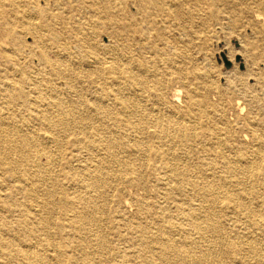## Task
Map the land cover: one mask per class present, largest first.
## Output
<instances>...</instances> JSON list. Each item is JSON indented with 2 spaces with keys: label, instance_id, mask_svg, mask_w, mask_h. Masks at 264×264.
Returning <instances> with one entry per match:
<instances>
[{
  "label": "bare ground",
  "instance_id": "bare-ground-1",
  "mask_svg": "<svg viewBox=\"0 0 264 264\" xmlns=\"http://www.w3.org/2000/svg\"><path fill=\"white\" fill-rule=\"evenodd\" d=\"M44 1L47 4L49 0ZM98 1L91 0L88 6L94 11L102 8L101 11L115 21L119 30L108 36L107 43L99 44L91 41L93 26L101 21L99 16L86 20V23L90 22L88 28L80 22L75 24L81 55L79 65L85 76L77 90L67 52L59 56L53 44L44 43L45 39L52 43L58 39L52 25L47 33L40 26L33 25L37 16L33 12L35 0L27 1L32 12L16 10L12 0H0V169L14 182L8 187V194L2 193L3 190L0 192V256L4 258L3 264H12L18 258L24 264H34L35 260L39 264H127L125 261L132 257L138 258L140 264H150L144 254L147 250H141V242L138 243L139 250H132V253L124 249L121 255L115 249L116 230L115 235L110 236V230L104 227L108 236L103 233L97 224L101 218L96 216L92 205L108 186L111 173L106 169L113 164L126 165L125 176L118 169L117 182L125 180L133 170L132 175L140 179L142 187H146L139 171L144 164L138 166L136 163L137 158L142 160L145 156L160 161L159 167L164 169L167 179L164 189H176V194L185 191L192 198L191 209L173 196L178 202H174L177 211H211L210 204L221 196L225 207L234 199L238 201V211L251 222L226 245L225 253L237 251L241 243L246 245L242 248L243 253L249 251L248 243L250 248L258 247L257 241L261 243L264 236V200L255 185L258 182L264 185V169L259 168V164L264 162V102L257 103L252 114L239 112L242 116L237 114L233 121L225 120L220 109L215 119L209 113L210 107L218 109L217 103L222 99L214 83L209 82L201 91L191 86L188 91L196 93L187 94L184 98L180 97L181 90L176 87L169 99H166L161 86L169 76H174L181 87L187 85L178 68L179 47L170 44L171 27L176 28L184 19H199L206 23V20L215 18L217 12H221L223 21L235 14L247 15L264 23V12L255 9L262 7L264 0H223L224 11L212 8L217 0H208L206 6H203V0H124L123 10L126 12L113 14L115 19L109 8L105 4L100 6ZM237 3L239 9L234 7ZM184 4L191 7L185 16L182 13ZM127 6L133 10H126ZM201 7L205 8L204 13L200 12ZM16 12L23 15L22 20L33 37L34 48L30 46L27 50L36 56L38 66L53 71V78L58 79V83H52L49 76L33 80L24 73L22 66L13 61L12 57L21 53L18 39L20 33L23 34V27L18 29L12 22V15ZM127 21L129 26L125 27L124 22ZM168 46L175 49L169 55L160 56ZM135 50L151 57L134 58L131 60L134 64L128 58L123 59L125 54H134ZM103 64H106L105 70L102 69ZM102 70L113 77H102ZM7 71L13 73L11 81ZM45 84L53 86L47 90L42 88ZM241 87L240 93L250 96L247 95L250 94L249 86L243 83ZM204 115L208 116L203 120ZM108 118L113 120L112 125L105 123ZM238 119L243 121L241 133L232 128ZM197 120H201L202 125L199 126ZM71 124L78 127L74 136L80 134L72 149L76 166L64 160V137ZM226 129L235 143L229 145L225 152ZM195 133L200 136L197 140L194 139ZM145 135H149L150 140H146ZM192 142L213 145L211 148L202 145L200 151L197 150L198 155L205 156L198 157L196 166L182 162L178 157L177 161L168 157L176 155L172 151L174 146L184 153H191ZM53 145L58 153L54 169ZM214 148L221 154L220 162L226 167V174L216 175L211 171L213 157L207 154ZM82 151L87 152V156L81 157ZM23 160H29L30 166L21 170ZM154 171L151 170L149 177L159 182L158 172ZM217 185L219 188L215 190ZM159 189L158 186L157 191ZM16 195L30 198L32 205H23L21 211H14L16 203L9 199ZM248 195L256 201L254 204L247 201ZM6 197L9 199L2 200ZM131 202L138 211H160L159 206L146 207L142 197L134 196ZM212 224H205L202 230L214 228ZM108 225L112 229L115 227L111 220ZM139 227L141 229L135 232L141 233L142 241L148 236L153 238V255L158 262L172 258L179 263L202 264L208 258L207 253H202V257H182V246L168 237L159 236L165 232L162 225L147 223ZM193 227L198 229L200 225L193 224ZM151 228H155V232ZM105 237L110 238L107 240ZM77 238L82 242L77 243ZM93 240L97 241L94 246ZM209 241L206 237L205 242ZM258 258L260 264L264 255ZM240 262L248 264L242 258Z\"/></svg>",
  "mask_w": 264,
  "mask_h": 264
},
{
  "label": "rangeland",
  "instance_id": "rangeland-1",
  "mask_svg": "<svg viewBox=\"0 0 264 264\" xmlns=\"http://www.w3.org/2000/svg\"><path fill=\"white\" fill-rule=\"evenodd\" d=\"M12 1L16 10H30L32 12V8H29L27 4L28 0ZM90 1L91 0H49L47 4H45L44 0H35V5L33 7V12H36L37 15L34 17L33 25L36 27L40 26L44 33H47L48 27L52 25L53 31L58 35V39L54 41V43H52L51 40L46 39L44 43L48 41L51 46L54 45L53 48L57 51L59 56H62V53L64 54L65 51L67 52L66 55L69 57L67 60L70 64L69 68L71 69L72 76H74L75 87L77 90L80 89V84H82V80L85 76L83 75V72H81V66L79 65L81 55L79 54L77 47V43L79 41L76 39V30L74 28L75 24L80 22L84 25V27L88 28L90 22L86 23V20L90 21L91 19H95L96 16H99L101 21H98V23L93 26L94 29L92 30L91 36V41L99 44L107 43L108 36L112 35L117 29L119 30L115 21L110 20L105 11H101L102 8L98 9V11L91 9L88 6L91 4ZM123 1L124 0H99L98 2L100 6L105 4L104 6L107 9L109 8V13L115 19L114 15L120 13L121 11H125L123 10ZM222 1L223 0H217L212 8L215 7L216 11H224L225 8ZM207 4L208 0H203V6H206ZM202 7L200 12L204 13L205 8ZM234 7L239 9V4L237 3ZM125 9L128 11L133 10L130 9L129 6ZM255 9L257 12L263 13L264 1L262 7H257ZM189 10H191L190 5L184 4L182 6L183 16H185V13ZM221 16V12H217L216 17L212 18L211 21L206 20V23H202L199 19L189 21L183 18L184 20H182L179 26L176 28H170L169 32L170 37L172 38L170 44L175 45V47H179V56L177 57L179 58L178 68L179 72L184 75L183 80L187 85L183 88L174 76H169L168 80H165L164 86H161V90L165 92L164 95L166 96V99H169L172 97L174 88L179 87L181 90L180 97L184 98L187 94L190 95L196 93L194 91H188L191 86H195L197 87V90L201 91L206 89L209 82L214 83L217 86L216 91H219V94H221L222 100L217 103L218 106L216 107H218V109L210 107L209 113L216 119V114H219L218 112H220L221 109L225 114V120L233 121L239 112H244L243 115L252 114L253 108L257 107V103L260 104V102H264V23L257 20L254 21L247 15L235 14H232L231 17L227 21L224 20V22L221 19ZM22 19L23 15H21V13H13L12 22L18 29L23 27V34L20 33L21 37L18 39V44L22 46V50L21 53L12 57L13 61L17 66H22L25 70L24 73L29 75L33 80L49 76L52 83H58L59 80L53 78V71L38 66L35 61L36 56L33 55V52L31 54V51L27 50V47L29 48L30 46L31 48H34V43L32 34L28 33L26 23ZM259 22L260 24H258ZM124 24L126 25L125 27L129 26L128 21L124 22ZM174 49H171V47L168 46L164 53L160 56L164 57L169 55ZM145 55L147 58L151 57L150 54H144L142 51L135 50L134 54H125L123 59L128 58L130 61L134 58L145 59ZM139 63L140 62H138V64ZM131 64L134 63L131 61ZM105 68L106 64H103L102 69L105 70ZM102 71H100V75L102 77L105 75L113 77L110 73H106L105 71H103V73ZM7 75L11 81L10 78L13 76V73L7 71ZM243 83L249 86L248 91L250 94L247 95L250 96H245L240 93V90L243 87H241V85H243ZM51 85L52 84H45L42 88L49 90ZM92 89L93 88L91 87L90 90L92 91ZM148 91L150 93L152 92L151 89ZM210 101L214 102L212 99H210ZM236 101H238V103H236ZM205 104L209 105L208 102ZM207 116L208 115H204L203 120L206 119ZM239 116L241 117L242 115L239 114ZM105 121L108 125L113 124L112 119L108 118V120ZM197 122L199 126L202 125L201 120H197ZM242 123L243 121L238 119L237 124L232 125L234 131L241 133ZM77 133L78 127L71 124V129L64 137L63 147V151L65 152L64 160L67 159V161L71 162L74 166H76V161L73 156V152L75 151L72 152V149L74 147L73 144L77 143L80 137V134H78L77 137L74 136V134ZM145 137L146 140H150L149 135H145ZM199 138L200 136L195 133L194 139L197 140ZM184 141L185 140L182 142ZM185 143L187 142L185 141ZM234 143L235 141H233V138L227 133L226 129L225 152L229 145ZM202 145L209 148L213 146L206 143H202ZM202 145L192 142V150H190L191 153L188 154L182 152L174 146L172 151L176 155H168V157L174 158L173 161L179 160L177 159L178 157L181 158L182 162L186 161L188 164L195 165L198 162L197 160L200 155L205 156L203 154L198 155L197 152V150L200 151V147H202ZM51 150L54 157L52 162L54 169V166L57 165L56 157L58 153L55 145L51 147ZM209 151L210 153L207 155L213 157L211 158V171L213 174L221 175L223 172L226 174L227 169L226 167L224 168L220 162L221 154L217 153V148H214L213 151ZM80 155L81 157L87 156V152L82 151ZM145 158L143 157L142 160L137 158L136 163L137 165L140 163L144 164V166L141 165L142 168H139V171L143 173V175L142 173L140 174V178L145 181L146 187H142L140 179L132 175L133 170L128 173L125 180L117 182V180H115V176L118 169L122 170L120 174H124L123 176H125L127 173V170L125 169L126 165L124 163L118 166L117 164H113L106 169V172L111 173L108 186L104 189L103 194L99 195L92 202L93 209H95L94 213L96 216L101 218V221L97 223L98 226L102 227L101 230L107 236L108 234L106 233L104 227L110 230V236L115 234L117 235L113 246L120 252L121 255L124 249L129 252L132 250H139L138 243L141 242V250H147L144 251V254L151 261L150 264H184L177 261L175 262L172 258L166 261L160 260L159 262L154 259L153 238L148 236L147 239L142 241L141 233L135 232V230L141 229L139 225L142 227L149 223L150 225L159 224L164 227L165 232L163 234L159 233V236H161V238L168 237L173 240V242L175 241L179 246H182V257L188 258L186 257L187 255H190L191 257H202V253H207L208 258H206L207 260H204L202 264H207V262L208 264H241V258L247 261L248 264H259L258 257L264 255V236L262 237L263 240L261 243L257 241L256 245H258V247L253 248L251 246L250 248V244L248 243L247 246L249 247V251L247 253H243L242 248L246 246L243 243L239 244V247L236 248L238 249L237 251L235 250L234 252L225 253V247H227L226 245H229L231 240L238 236V233L243 230L245 225L247 226L251 222L247 221L246 218H243L240 214L241 212L238 211V201L236 199L231 201L227 207H225V200H223L222 203L223 197H217L214 200L215 202L210 204L211 211H177V207H175L174 204L176 201L173 199V196L178 197L177 199L179 202H181L185 207L191 209L192 198L189 197L188 194L186 195L185 191L178 192V194H176L174 192L176 189H164L166 185L165 181L167 179L165 178L164 169L159 167L161 165L160 161L152 156H145ZM21 164L20 169L24 170L25 167L30 166V161L23 160ZM152 164L157 166L153 167ZM3 166L7 167V164H4ZM263 167L264 162H261L259 164V168L264 169ZM151 170H155L153 173L156 171L158 172L157 176L159 177V182H154L152 181L154 178L149 177V175H152V173H150ZM145 172L147 174H145ZM13 184L14 182L8 178L7 173L3 174L0 169V185L2 187L0 192L3 190L2 193L8 194V187H11ZM158 186L160 189L157 191ZM218 188L219 187L217 185L215 190ZM251 189L253 190V188ZM255 189L260 190L261 199L264 200V185L258 182L255 185ZM247 190L251 196L248 187ZM67 196L68 195H66V197ZM134 196L142 197L146 207L159 206L158 209H160V211H138L136 206H134L131 202V199ZM250 196L247 201L254 204L256 201L251 199ZM3 199L9 198L6 197L2 198V200ZM9 200H13L16 203L14 211H21V209H23V205H26V207L32 205L30 198L23 197L21 195H16L14 199ZM165 207L166 209H164ZM114 211L116 212L114 213ZM10 218L12 219L13 217L10 215ZM58 220L59 218L57 217L56 221ZM110 220L115 224L114 229L110 228L108 225V221ZM211 222L213 223L212 226H214V228L211 229L210 227L202 230L205 224H209ZM193 224H199L200 227L197 229L193 227ZM173 225L176 227L173 228ZM154 229L155 228H151V231L155 232ZM248 230L250 231V228H248ZM206 237L210 239L209 242H205ZM105 238L108 240L110 237ZM194 241L196 242L194 243ZM81 242V238H77V243ZM96 244L97 241L93 240L92 246ZM100 245L101 248H103L101 243ZM67 254H69V252ZM170 256L171 255H169V257ZM138 261H140L138 258L132 257L131 259L125 261V263L140 264ZM3 263L4 258L0 256V264ZM12 264L24 263L23 260L18 258L15 259ZM34 264L39 263L35 260ZM190 264H193V262ZM260 264H264V259L261 260Z\"/></svg>",
  "mask_w": 264,
  "mask_h": 264
}]
</instances>
